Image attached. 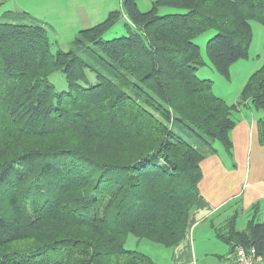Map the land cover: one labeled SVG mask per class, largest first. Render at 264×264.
<instances>
[{
    "label": "trees",
    "instance_id": "1",
    "mask_svg": "<svg viewBox=\"0 0 264 264\" xmlns=\"http://www.w3.org/2000/svg\"><path fill=\"white\" fill-rule=\"evenodd\" d=\"M150 4L121 0L78 29L69 50L53 51L46 24L26 11L0 17V264H156L125 247L127 236L167 248L181 241L200 163L217 152L214 140L232 154L242 105L263 111L264 145V63L228 103L198 76L205 61L193 41L216 30L206 55L228 78L248 56L251 20L264 29V0ZM121 17L127 32L104 39ZM55 69L66 89L49 80ZM259 214L252 205L238 229L236 211L216 235L231 250L253 246L264 264Z\"/></svg>",
    "mask_w": 264,
    "mask_h": 264
},
{
    "label": "crops",
    "instance_id": "2",
    "mask_svg": "<svg viewBox=\"0 0 264 264\" xmlns=\"http://www.w3.org/2000/svg\"><path fill=\"white\" fill-rule=\"evenodd\" d=\"M45 1L51 3L58 0ZM82 1L86 5L90 0ZM79 3L80 0H77ZM120 4L121 0L118 5L98 6V17L103 19L108 11L120 7ZM54 8L41 12L47 14V20L56 18L55 24H65L74 13V10H67L51 16L50 13L56 10ZM21 9L46 24L45 19L31 13L32 9ZM77 10L84 19L97 16L95 10L88 7H77ZM236 115L238 121L230 135L233 145L232 154L229 155L232 162L221 159L217 152L208 154L201 161L202 176L198 183L200 196L190 211L187 230L183 239L172 248L161 264H234L230 244L217 237L216 226L226 222L236 211L237 218L241 213L247 212L248 215L254 204L258 205L260 218L264 221V145L258 139L260 117L253 112L250 103L240 107ZM254 264L263 262L256 260Z\"/></svg>",
    "mask_w": 264,
    "mask_h": 264
},
{
    "label": "rangeland",
    "instance_id": "3",
    "mask_svg": "<svg viewBox=\"0 0 264 264\" xmlns=\"http://www.w3.org/2000/svg\"><path fill=\"white\" fill-rule=\"evenodd\" d=\"M151 0H138V7L142 10H148L151 7ZM97 2V3H96ZM119 0H90L85 2L80 0V3L77 4V0H68V2H64L62 0H58L56 2L51 3L45 0H0V17L5 11H24L21 8H29L31 13L39 16L40 19H45L46 15L42 10H46L55 7L54 13L51 12V16H57L58 13L67 10H74V13L69 16V19L65 21V24H55L56 18L45 19L46 28L48 31L49 40L51 43V48L54 51L57 48L62 50H69L72 48V39L78 29L86 28L92 23L98 22L101 18L98 17V13L96 8L100 5H118ZM90 8L95 10L94 12L97 16H92L90 19H84L83 15L79 13L77 7ZM44 7V8H43ZM181 8L161 7L158 12H173V11H182ZM3 17V16H2ZM126 19L121 17L110 29H108L103 34L104 39H110L115 36L122 35L127 32L125 29L124 23ZM87 23H90L89 25ZM119 28V30H118ZM251 28H252V37L250 44L248 46V56L245 58L238 59L233 62L229 67L230 76L228 78L219 74L209 62L206 55V42L209 38H211L215 34L214 28H208L204 32L196 35L193 38V41L199 46L200 55L205 61V63L200 66L197 70V74L199 77H203L205 79H209L212 82V90L216 95L222 97L226 102L231 103L234 102L235 98L239 97L240 91L245 84L249 75L257 68H259L264 63V29L262 24L257 20H251ZM90 78H93V75H89ZM49 80L54 84L57 90L66 89V82L63 73L59 69H55L48 76ZM244 105L241 106L243 108ZM253 112L257 114L259 117L263 115L262 110H258L253 108ZM238 121V118H237ZM236 121V123H237ZM185 138L189 140H193V137L184 133ZM213 145L217 148V153L223 160L231 161L232 158L229 154H227L223 146L220 144L218 140L213 141ZM189 219V217H188ZM248 215L247 212L241 213L236 222V228L244 229L247 224ZM225 221L221 222L216 226V233L220 230H224ZM187 230V228H186ZM185 235V234H184ZM183 239V238H182ZM181 239V240H182ZM125 247L134 249L139 253H145L149 255L155 262L158 264L162 263V260L168 256L169 252L172 248H167L165 245L161 243H157L151 241L146 238H138L133 234H129L124 243ZM252 247V246H248ZM234 250V249H233ZM232 250V253H233ZM256 253V251H255ZM256 260H261V257L256 254ZM255 260V261H256ZM234 261V254H233ZM254 261V263H255Z\"/></svg>",
    "mask_w": 264,
    "mask_h": 264
},
{
    "label": "built area",
    "instance_id": "4",
    "mask_svg": "<svg viewBox=\"0 0 264 264\" xmlns=\"http://www.w3.org/2000/svg\"><path fill=\"white\" fill-rule=\"evenodd\" d=\"M255 248L237 244L234 247V264H254L256 258Z\"/></svg>",
    "mask_w": 264,
    "mask_h": 264
}]
</instances>
